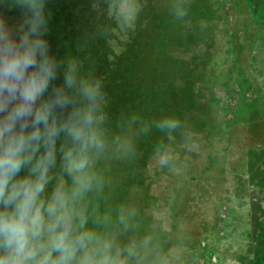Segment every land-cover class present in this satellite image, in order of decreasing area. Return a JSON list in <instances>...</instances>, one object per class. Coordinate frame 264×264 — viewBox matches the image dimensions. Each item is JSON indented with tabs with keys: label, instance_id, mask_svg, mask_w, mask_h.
I'll use <instances>...</instances> for the list:
<instances>
[{
	"label": "rangeland",
	"instance_id": "obj_1",
	"mask_svg": "<svg viewBox=\"0 0 264 264\" xmlns=\"http://www.w3.org/2000/svg\"><path fill=\"white\" fill-rule=\"evenodd\" d=\"M60 2L69 7L60 10L56 27L50 19L51 52L80 57L86 71L102 78L108 20L126 18L131 25L138 10L120 4L122 0H94L92 8L86 0ZM180 3L190 5L181 19L190 39L183 52H176L193 60L186 69L177 67L185 76L178 88L188 87L179 96L189 102L190 114L183 127L175 128L179 137L160 143L154 156L138 162L139 174L126 187L125 212L134 213L126 237H152L149 264H264V251H254L250 259L256 213L249 187L250 175L264 162V0ZM13 14L19 11L5 12ZM194 94L198 108L191 103ZM164 99V94L146 96L128 112L115 113L113 121L106 115L109 133L125 142L121 148L134 144L126 132L139 125L137 111H148ZM103 162L107 182L111 171ZM109 188L105 183L92 203L114 218L121 210L104 202Z\"/></svg>",
	"mask_w": 264,
	"mask_h": 264
},
{
	"label": "clouds",
	"instance_id": "obj_2",
	"mask_svg": "<svg viewBox=\"0 0 264 264\" xmlns=\"http://www.w3.org/2000/svg\"><path fill=\"white\" fill-rule=\"evenodd\" d=\"M47 3L0 0V264H149L152 237H126L134 213L93 206L100 163L125 142L106 127L103 80L51 52Z\"/></svg>",
	"mask_w": 264,
	"mask_h": 264
},
{
	"label": "trees",
	"instance_id": "obj_3",
	"mask_svg": "<svg viewBox=\"0 0 264 264\" xmlns=\"http://www.w3.org/2000/svg\"><path fill=\"white\" fill-rule=\"evenodd\" d=\"M60 1L62 0H48L47 3L54 27H56L55 23L60 21L59 13L64 7ZM86 1L92 8L94 0ZM160 1L122 0L120 4L138 10L133 18L135 23L130 25L126 18H123L118 24L114 17V21L112 18L108 20L109 26L106 30L108 49L101 79L107 101L105 113L109 120L113 121L115 113L120 112L119 114L122 115L123 112H128L129 108H135L146 96L159 94L165 96L163 102L148 111L141 113L137 111L136 115L140 118L139 125L133 126L126 132V136L130 137L134 144L121 148L120 155H110L103 162L104 167L111 171L106 177L109 178L106 185L110 188L105 194L104 202L107 207L117 206L124 212L130 194L126 187L128 189L139 174L138 162L147 161L154 156L155 152H151L160 143L164 145L169 143L171 137L172 139L179 137L174 132L178 125L173 129L163 128L160 126L162 121L174 117L177 124L183 127L186 115L190 114L189 102L187 104L186 100L179 96L185 94L184 91L188 87L183 85L181 88L179 85L178 88L179 79L185 76L177 70V67L185 68L193 60L185 55L178 57L176 53L183 52L190 39L191 31L187 22L181 21L190 5L185 3L183 8L180 0ZM66 6L67 8H64L68 9L69 4ZM180 11L184 14L179 15ZM144 12L146 18L142 17ZM18 17L19 14L6 15L12 23ZM196 99L197 96L194 94L191 103L193 107L198 108L200 102ZM249 187L250 194L254 196L251 206L256 213L251 230L253 245L255 249L264 251V162L255 173L250 175Z\"/></svg>",
	"mask_w": 264,
	"mask_h": 264
},
{
	"label": "crops",
	"instance_id": "obj_4",
	"mask_svg": "<svg viewBox=\"0 0 264 264\" xmlns=\"http://www.w3.org/2000/svg\"><path fill=\"white\" fill-rule=\"evenodd\" d=\"M250 240H251V245H252V247L254 246L253 245V238H252V235L250 234ZM254 251H256V252H259L260 251V249L258 250V249H255L254 247H253V249H252V252L250 253V259L254 256Z\"/></svg>",
	"mask_w": 264,
	"mask_h": 264
}]
</instances>
